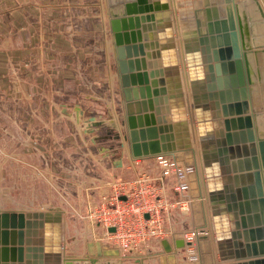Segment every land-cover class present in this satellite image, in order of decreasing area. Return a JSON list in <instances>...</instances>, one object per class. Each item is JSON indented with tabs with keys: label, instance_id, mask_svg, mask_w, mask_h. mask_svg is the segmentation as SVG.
<instances>
[{
	"label": "water",
	"instance_id": "1",
	"mask_svg": "<svg viewBox=\"0 0 264 264\" xmlns=\"http://www.w3.org/2000/svg\"><path fill=\"white\" fill-rule=\"evenodd\" d=\"M107 1L119 87L124 100L125 120L120 119L125 125L122 136L127 140L130 157L169 153L173 160L196 169L188 174L190 207L194 226L206 230L195 234L198 259L183 264H213L211 242L217 245L221 264H225L222 260L226 258L240 260L252 253L257 257V246L261 255L264 254V0H203V8L194 10L193 32L201 45L197 49L201 54L198 59L201 69H194V55L184 43L183 47L201 148L202 176L188 138V111L180 82L177 86L179 112L175 120L154 117L165 112L164 106L154 107V104L164 105L165 102L164 72L169 75L168 70L172 68L178 75L171 23L167 24L170 58L164 65L166 71H155L158 78L149 79L142 57L144 48L149 45L141 43V30L151 28L144 23L155 20L153 10H167L168 1L154 6L148 0ZM180 20L182 24L181 16ZM181 30L186 32L184 24ZM153 45H150L152 49L157 47ZM213 70L216 77L212 75ZM201 80H205L207 94L198 96L197 85ZM74 111L76 121H80L81 108L76 105ZM209 119L212 122H208ZM83 121L87 122L82 130L86 138L93 144L102 139V136H92L98 131L95 127L103 125L101 120L89 116ZM173 123L182 124L185 129L187 141L182 146L176 147L172 142ZM116 138L119 139L120 134ZM206 146L214 147L210 159ZM201 187L211 207L210 224L203 217ZM219 204L228 212L226 223L220 216ZM108 230L112 232L114 227ZM63 241L59 207L27 212L0 210V264H47L48 261L74 264L75 260L100 264L103 257L114 256L119 260L122 257L120 250L111 243L87 239L85 254L73 258L66 254ZM171 242L175 248L182 249L178 253L181 255L186 254V247L191 244L183 238L174 237L171 241L161 238L164 252L170 254L159 256V264H168L166 260L176 264L177 255L171 252ZM222 244L228 248L227 254L221 251ZM236 264H264V258Z\"/></svg>",
	"mask_w": 264,
	"mask_h": 264
},
{
	"label": "crops",
	"instance_id": "2",
	"mask_svg": "<svg viewBox=\"0 0 264 264\" xmlns=\"http://www.w3.org/2000/svg\"><path fill=\"white\" fill-rule=\"evenodd\" d=\"M165 1L148 0L153 6L164 4ZM167 1L169 3L167 10H153L155 20L144 23L147 26L151 25V28L141 30V43L149 45V48H144L142 56L149 79L158 78L155 71H166L164 65L170 58V48L166 39L167 24H172L174 13L178 14L179 19L180 16L183 18L182 24L185 25L186 32L181 30L182 43L194 55L196 63L194 69H201L202 66L198 61L201 54L197 51L201 45L196 32L193 31L194 10L203 8V0H177V3L173 0ZM80 40L85 41L83 51L79 45ZM2 41L6 42V46L0 48V180L5 175L4 165L7 162L12 180L9 182L6 195L13 204L8 207L0 204V210L27 212L59 207L65 252L73 258H81L86 252L85 241L90 239L89 227L86 224L83 227L72 224V228H68L65 217L81 213L86 199L92 195L96 197L101 190L97 187L101 181L93 177L88 180L89 182L78 185L74 178H61L52 171L65 168L62 145L64 135L59 127L66 116L62 112L64 106L78 105L82 114H89L88 116H94L95 120L102 121L103 125L96 126L98 131L92 134L102 136V139L97 140L93 146L112 174L121 179H125L122 177L126 171H131L134 176L140 167L153 170L156 168L157 159L171 156L169 153H160L148 157H130L127 140L122 136L125 125L121 124L120 119L125 120L124 100L119 87L107 0H0V42ZM151 44H156L157 47L152 49ZM154 52L156 56L153 57ZM77 60L84 65L80 67ZM168 71L171 72L169 75L165 72L163 74L166 88L163 95L164 105L154 104L155 108L164 106L165 112L155 114L154 117L165 116L172 122L179 112L177 91L179 80L172 68ZM215 72L213 70L212 75L215 74L216 77ZM83 78L89 80L88 88H82ZM197 86L198 96L207 94L205 80H201ZM78 93L81 94L83 101L74 97L79 95ZM68 95L70 97L66 100L65 97ZM5 105L9 107L5 108ZM74 118L75 114L74 116L67 114V120L74 122ZM207 121L212 122V119ZM172 132L174 135L172 142L176 147L184 145L187 135L182 124L173 123ZM117 134H120L119 139L116 138ZM5 136L8 137V145L1 139ZM188 138L190 140V134ZM190 144L195 159L201 163L199 141L192 144L190 140ZM205 151L210 159L214 147L206 146ZM75 166L71 163L67 167ZM38 177L44 179L45 187L44 190L40 189L41 192L46 193L48 201L54 199L56 203L43 205L45 207L33 205L32 191ZM201 191L204 193L205 189L204 192ZM20 192L23 193L22 197ZM170 194L174 198L179 197L172 191ZM20 197L24 202L20 201ZM223 207L219 204L218 210L223 223H226L229 220L228 212ZM202 208L203 217L205 216L206 223L210 224L211 207L207 196L202 200ZM161 214L166 226H169L167 228L170 233L167 237L170 241L174 237L184 239V232L196 229L191 207L187 214L179 213L177 209L171 210L167 218L164 210H161ZM212 236L213 233L209 238ZM210 244L213 264H221L217 245L214 242ZM171 245V252L177 255L176 264L189 262L186 254H178L182 249L175 248L172 242ZM257 247V257L252 256V253L250 257L246 256L240 260L226 258L222 262L236 264L264 258L259 246ZM227 249L222 244L221 251L227 254ZM121 254L120 260L114 256L103 257L100 264H159V256L170 253L164 252L160 240L151 238L139 250ZM166 261L169 264L168 260ZM86 263L83 260L74 261V264ZM47 264L52 263L48 261Z\"/></svg>",
	"mask_w": 264,
	"mask_h": 264
},
{
	"label": "built area",
	"instance_id": "3",
	"mask_svg": "<svg viewBox=\"0 0 264 264\" xmlns=\"http://www.w3.org/2000/svg\"><path fill=\"white\" fill-rule=\"evenodd\" d=\"M171 29L177 54L179 82L188 111V131L192 144H196L199 140L191 105L181 23L177 13L173 14ZM200 164L197 162V170L202 176ZM155 166L153 170L140 167L130 179L112 178L107 184V192H99L97 197L88 198L89 201L87 200L86 207L79 216L86 223H90L89 230L97 235V239L111 243L122 253L137 251L151 238L160 240L169 236L170 230L167 228L169 226H166L161 210L165 211L166 218L173 209H177L179 213H189L191 198L188 174L196 170L195 167L175 161L171 157L157 159ZM201 190L204 192L203 187ZM170 191L178 194L179 197H172ZM201 194L200 198L203 200L206 193L201 191ZM110 227H114V231H109ZM204 230L206 228L196 227L194 231L183 233L184 240L191 241L186 247L189 262L198 259L195 234Z\"/></svg>",
	"mask_w": 264,
	"mask_h": 264
},
{
	"label": "rangeland",
	"instance_id": "4",
	"mask_svg": "<svg viewBox=\"0 0 264 264\" xmlns=\"http://www.w3.org/2000/svg\"><path fill=\"white\" fill-rule=\"evenodd\" d=\"M177 3V0H174ZM180 1V0H179ZM181 1H185V0H181ZM178 6V4H177ZM85 41L80 40L79 41V45H81V51H83L85 48ZM6 46V42L2 41L0 42V48H4ZM75 48L77 49V46H75ZM79 54V53H77ZM85 53H83L84 55ZM76 62H78V65H80V67L83 64H80V62L77 60ZM89 81V80H88ZM87 79L83 78V87L82 88H88V82ZM83 91V90H82ZM79 95H76L74 97L79 98L80 100L83 101L82 96L80 93H78ZM70 95H68V97H65V99H69ZM71 99V98H70ZM5 108H8V105L4 106ZM74 106H64V111H62L66 116L63 119V122H61V124L59 125V127H61V131L63 132L64 138L62 141V145H63V153H64V165L65 168H57L56 170H52L54 173H56L58 176H60L61 178H74V182L78 185H83L87 182H89L88 180H91V178H96L97 180L99 179L101 181V183L97 186L98 188H101V190H99V192H107V184L109 181L112 180V178L116 179V180H123L121 179V177H117L115 175L112 174V171L109 170L108 166L103 163L100 159V154L98 153L97 149L95 148V146H93V143L90 141L89 138L85 137V134L82 132V130L84 128L87 127V122L83 121L85 118L89 117V114H81L80 116V121H76V119L74 118V122L67 120V114L69 116H74L75 111H74ZM52 109L54 111V106H52ZM84 112V111H83ZM3 116V115H2ZM6 121V120H5ZM76 121V122H75ZM3 140V142L5 143V145H8V137L5 136V138H1ZM11 140L13 138H10ZM71 146V147H70ZM70 147V148H69ZM75 164L76 166L73 168H68L67 166L69 164ZM8 163L6 162V164L4 165L5 168V175H1L3 176V179L0 180V204L3 205L4 207H8L11 206L13 204V202H10L7 195H6V191L8 190V185L9 182H11V175H10V171H8ZM9 172V173H8ZM12 172V171H11ZM131 171H126L124 176L122 178L125 179H130L133 178L134 176H132ZM132 176V177H131ZM43 177L42 178H37L35 179L36 184L33 186V191H32V198H33V205L35 207H45L47 205H50L51 203H56L55 200L53 199V201H48L46 199L47 195L46 193L43 191L41 192L40 189L44 190L45 184L43 183ZM98 182V181H96ZM44 184V185H43ZM67 187V186H66ZM97 188V189H98ZM110 191V189H109ZM15 198H17V195L14 194ZM20 196H23V193L20 192ZM93 197H95V195H92ZM98 196V194L96 195V197ZM21 197L19 198L21 202H24ZM36 199V200H35ZM45 199V200H44ZM87 200L89 201V199H86L85 202V207L87 204ZM49 202V203H48ZM45 205V206H43ZM84 207V208H85ZM83 213V211H82ZM65 220L67 222V226L68 228L73 225L75 226H79V227H83L85 226L84 223H86V221H84V219H82L79 214H76V216H67L65 217ZM88 223V224H87ZM86 225H88L89 228H91L90 223L87 222ZM72 228V227H71ZM88 235V233H86ZM85 234V235H86ZM86 235V236H87ZM88 237V236H87ZM101 237V236H99ZM89 238L94 240L97 239V235H95L94 233L89 231ZM99 240V239H98Z\"/></svg>",
	"mask_w": 264,
	"mask_h": 264
},
{
	"label": "bare ground",
	"instance_id": "5",
	"mask_svg": "<svg viewBox=\"0 0 264 264\" xmlns=\"http://www.w3.org/2000/svg\"><path fill=\"white\" fill-rule=\"evenodd\" d=\"M173 1H174V0H173ZM174 2H175V1H174ZM174 2H173V3H174ZM171 3H172V1H171ZM202 209H203V208H202ZM204 217H205V216H204ZM206 222H207V221H206ZM208 222H209V221H208ZM165 238H168V237H165ZM168 239H169V238H168Z\"/></svg>",
	"mask_w": 264,
	"mask_h": 264
}]
</instances>
